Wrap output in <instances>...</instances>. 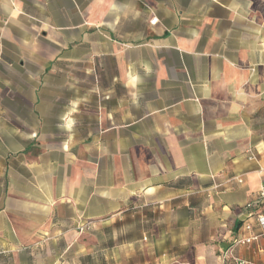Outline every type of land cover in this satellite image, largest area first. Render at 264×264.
Masks as SVG:
<instances>
[{
  "label": "crops",
  "instance_id": "crops-1",
  "mask_svg": "<svg viewBox=\"0 0 264 264\" xmlns=\"http://www.w3.org/2000/svg\"><path fill=\"white\" fill-rule=\"evenodd\" d=\"M261 192L264 0H0V264L136 215L176 233L151 263L215 264Z\"/></svg>",
  "mask_w": 264,
  "mask_h": 264
},
{
  "label": "rangeland",
  "instance_id": "rangeland-1",
  "mask_svg": "<svg viewBox=\"0 0 264 264\" xmlns=\"http://www.w3.org/2000/svg\"><path fill=\"white\" fill-rule=\"evenodd\" d=\"M132 219L135 222L133 228H128V220L123 218L115 224V229L112 226L99 227L93 225L85 234L78 230L71 241L82 243L83 248L73 246L68 251L67 248L62 247L39 250L42 253H52L53 251L57 255L59 254L62 257L60 259L62 263L65 260L69 261V257H71L70 264H153L149 257H157L163 254L166 249L160 248L156 243L151 242L160 238L166 239L176 233H165L158 230L160 228L159 215L152 216L151 221L147 223L150 226L147 231H143V228H141L143 223H141L138 215L132 217ZM132 240H140L141 244L129 248L127 242ZM117 243L120 244V248L115 247ZM169 251L189 255L188 259H191V253L192 251L195 252L196 249L175 247L169 249ZM96 253H98V257L92 259L91 257H95ZM224 253L225 250L217 253L215 264H226L223 258Z\"/></svg>",
  "mask_w": 264,
  "mask_h": 264
},
{
  "label": "built area",
  "instance_id": "built-area-1",
  "mask_svg": "<svg viewBox=\"0 0 264 264\" xmlns=\"http://www.w3.org/2000/svg\"><path fill=\"white\" fill-rule=\"evenodd\" d=\"M157 22H158V19H153L151 21V24L154 25ZM255 159H256V155L251 150L249 160H255ZM259 197L264 198V192H261ZM255 219H256V222L258 223L259 227H260L259 232L258 233H251V235L248 237L237 239L235 241V243L233 244V246L230 248V250H228L224 253L223 258H224L225 262L233 260L234 264H251L250 262H248L246 260H243V259L236 257L234 255V252L238 247H245V246L250 245L252 243L258 242L264 238V215H257L255 217ZM90 227H91V223L82 224L78 227V230L81 232H85L86 230H89ZM247 230L252 231V226L251 225L247 226ZM254 264H264V261L260 262V263H254Z\"/></svg>",
  "mask_w": 264,
  "mask_h": 264
}]
</instances>
